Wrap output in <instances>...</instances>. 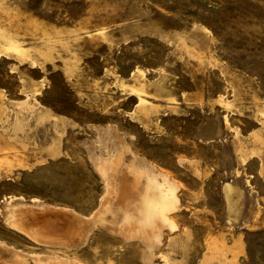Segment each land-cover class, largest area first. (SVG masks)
Returning a JSON list of instances; mask_svg holds the SVG:
<instances>
[{"label":"rangeland","instance_id":"374dc122","mask_svg":"<svg viewBox=\"0 0 264 264\" xmlns=\"http://www.w3.org/2000/svg\"><path fill=\"white\" fill-rule=\"evenodd\" d=\"M44 208L95 228L43 244ZM0 245L264 264V0H0Z\"/></svg>","mask_w":264,"mask_h":264},{"label":"bare ground","instance_id":"6f19581e","mask_svg":"<svg viewBox=\"0 0 264 264\" xmlns=\"http://www.w3.org/2000/svg\"><path fill=\"white\" fill-rule=\"evenodd\" d=\"M122 190L125 191V186L122 188ZM161 191H162V189H161ZM121 199L123 200V196ZM163 199H166V198L163 197ZM160 202L161 201L159 200V203ZM22 216H23L24 223L21 226H19L18 229L25 232V233H28L31 236H34L35 238H38L41 243L46 244V245H56V246L62 245V246H66V247L71 248L73 246L78 245L79 243L81 244V242L84 241V237L87 236L88 232L90 230H92V228L95 226V225H92L90 223L83 221L84 219H81L82 217L81 218H78V217L72 218L71 216H68L65 211H57V210L50 209V208H44L40 212H34V211H30V210L29 211H23L22 210L20 217H22ZM24 216H25V218H24ZM122 230H120V231H122ZM124 230H126V228ZM142 230H144V229L142 228ZM129 231H130V229L128 230V233H129ZM134 231H136V230H134ZM134 231L132 230V232H134ZM123 232H121V234ZM143 232L145 233V231H143ZM130 233H131V231H130ZM138 234H140V233H138ZM141 234L143 235V233H141ZM124 235H126V233ZM136 236H138V235L136 234ZM143 236H140V237H143ZM85 239H87V237ZM40 256L43 257L44 255L43 256L40 255ZM32 257H34V256H32ZM32 259H33V261H31V259L29 258V256L26 253L22 254V253L17 252L16 250H14L10 247H7L6 245H0V264H34V263L38 264V262H41V263L43 262V264H74V263H71L73 261H71V262L63 261L64 258L62 260L60 259L58 262L54 261V263L53 262L51 263V261L49 260L50 256L48 259L44 258V260L42 258L36 257V256H35V258H32ZM41 259H42V261H40ZM54 259H55V257H54ZM57 260H58V258H57Z\"/></svg>","mask_w":264,"mask_h":264}]
</instances>
